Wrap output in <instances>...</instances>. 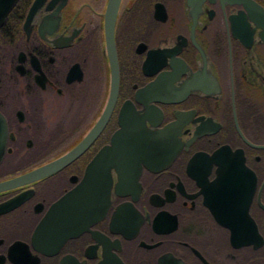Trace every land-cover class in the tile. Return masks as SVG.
Returning a JSON list of instances; mask_svg holds the SVG:
<instances>
[{
	"label": "flooded vegetation",
	"instance_id": "obj_1",
	"mask_svg": "<svg viewBox=\"0 0 264 264\" xmlns=\"http://www.w3.org/2000/svg\"><path fill=\"white\" fill-rule=\"evenodd\" d=\"M33 1L0 26V184L69 153L101 116L109 13L119 86L80 156L0 191V264H264V44L240 0H46L24 28ZM122 112L155 138L122 179L96 162L111 188L89 204L83 180Z\"/></svg>",
	"mask_w": 264,
	"mask_h": 264
},
{
	"label": "water",
	"instance_id": "obj_2",
	"mask_svg": "<svg viewBox=\"0 0 264 264\" xmlns=\"http://www.w3.org/2000/svg\"><path fill=\"white\" fill-rule=\"evenodd\" d=\"M17 1L18 0H0V26L3 24L6 15L14 7ZM45 2L46 0H34L32 2L24 22V28L29 27L35 13L39 8L43 6ZM53 2L54 4L61 2V6L65 4L66 0H53ZM240 2L245 7L249 19L261 29L259 40L262 44H264V8L251 0H240ZM114 4H116V2ZM112 30L113 22L112 20L110 22L109 13V15H106L105 19V59L108 64L107 82H109V90L106 105L107 109L99 119V128L94 129L91 134H89L84 140L81 141L79 145H77L65 156L49 162L47 165H45L44 168H39L13 180L1 183L0 189L10 187L16 182L38 180L48 174L60 170L75 158L80 156L97 137V135L99 134V130H101L103 125L106 123V119L109 116L110 110L112 109V106L116 101L118 91V68L115 58ZM252 36L253 32H243V39L240 41L242 42L246 50H251V48L253 47V42L251 39ZM123 112L119 116L118 120L119 126L121 127L120 130L117 131L112 137L111 144L100 150L97 157L92 161L91 166L88 168L87 174L82 183V187L84 188V191L82 193L84 202L87 201V203H92L94 205L97 202L107 203L108 194L111 188V179L109 178V174H106V168H99V172L96 174V162L109 163L111 167L116 168L115 170L117 172L119 171L120 179H122L125 176L124 173L126 172L124 163L139 161L144 154L142 147L147 144V138H155V134H151L146 129L142 121L138 122V119L134 120V115H131L130 118H128L126 112ZM7 136L8 129L6 121L0 114V164L5 155ZM95 176L97 177V179ZM95 179L96 181H94ZM75 194V192L72 193L67 199L74 197Z\"/></svg>",
	"mask_w": 264,
	"mask_h": 264
},
{
	"label": "bare ground",
	"instance_id": "obj_3",
	"mask_svg": "<svg viewBox=\"0 0 264 264\" xmlns=\"http://www.w3.org/2000/svg\"><path fill=\"white\" fill-rule=\"evenodd\" d=\"M113 44H114V51H115V43L113 42ZM115 58H116V63H117V68H118V86H119V67H118V60H117V56H116V51H115ZM117 93H118V91H117ZM116 98H117V96H116ZM107 100H108V98H107ZM115 104V103H114ZM114 104H113V106H114ZM106 105H107V101H106ZM106 105H105V108H104V110H103V112H102V114L101 115H103L104 113H105V111H106ZM113 106H112V108H113ZM112 110V109H111ZM111 110H110V113H111ZM110 113H109V116H110ZM109 116H108V118L106 119V122L108 121V119H109ZM101 117V116H100ZM100 117H99V119H100ZM97 120L96 121V123L95 124H93V126L91 127V128H89V131L87 132V134L84 136V138L82 139V140H84L89 134H91L93 131H94V129H97V128H99V122H100V120ZM106 124V123H105ZM104 124V125H105ZM104 125H103V127H104ZM103 127L101 128V130H99V134H100V132L102 131V129H103ZM98 132V131H97ZM99 134L97 135V137L99 136ZM96 137V138H97ZM95 138V139H96ZM94 139V140H95ZM81 140V141H82ZM93 140V141H94ZM81 141L78 143V144H76L75 145V147L77 146V145H79L80 143H81ZM90 146V145H89ZM88 146V147H89ZM74 147V148H75ZM87 147V148H88ZM73 148V149H74ZM86 148V149H87ZM85 149V150H86ZM66 155V154H65ZM65 155H63V156H65ZM63 156H60L59 158H61V157H63ZM52 162V161H51ZM47 165V164H46ZM44 168L45 167V165H42L41 167H39V168ZM39 168H36V169H34V170H32V171H35V170H37V169H39ZM29 172H31V171H29ZM57 171H55V172H53V173H51V174H48V175H46V176H44V177H42V178H46V177H50V176H52L54 173H56ZM28 173V172H27ZM27 173H25V174H27ZM22 175H24V174H22ZM22 175H20V176H22ZM20 176H18V177H20ZM18 177H15V178H18ZM15 178H13V179H15ZM13 179H11V180H13ZM41 179V178H40ZM39 180V179H38ZM31 181H35V180H31ZM26 182H29V181H23V182H16L15 184H13L12 186H10V187H7V188H3V189H0V191H2V190H6V189H9V188H13V187H15V186H17V185H19V184H23V183H26Z\"/></svg>",
	"mask_w": 264,
	"mask_h": 264
}]
</instances>
